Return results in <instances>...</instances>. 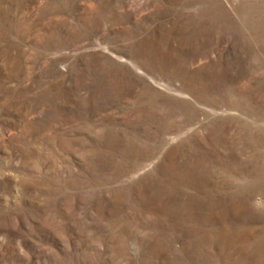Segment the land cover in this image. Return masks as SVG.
Returning <instances> with one entry per match:
<instances>
[{"label": "rangeland", "instance_id": "1", "mask_svg": "<svg viewBox=\"0 0 264 264\" xmlns=\"http://www.w3.org/2000/svg\"><path fill=\"white\" fill-rule=\"evenodd\" d=\"M0 264H264V0H0Z\"/></svg>", "mask_w": 264, "mask_h": 264}]
</instances>
